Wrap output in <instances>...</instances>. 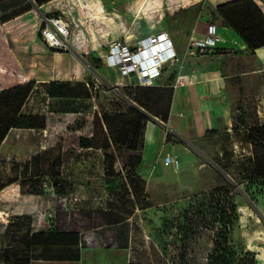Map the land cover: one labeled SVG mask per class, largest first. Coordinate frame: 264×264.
Returning a JSON list of instances; mask_svg holds the SVG:
<instances>
[{
	"label": "rangeland",
	"instance_id": "rangeland-1",
	"mask_svg": "<svg viewBox=\"0 0 264 264\" xmlns=\"http://www.w3.org/2000/svg\"><path fill=\"white\" fill-rule=\"evenodd\" d=\"M30 2L36 6L35 0ZM60 2L36 6L33 11L44 19L46 16L42 13L58 12L54 6H62L59 13L70 23V36L62 50L77 54L90 67V81L84 85L90 97L50 98V91L75 96L83 91L78 89V83L61 87L39 83L23 113L45 115L46 129H14L2 143L0 185L23 178L32 156L45 151L41 158L45 194L8 199L20 197L19 182L1 190L0 264L25 262V259L5 261L6 253L28 249L26 234L30 221L17 220L12 215L16 205L42 207L41 216L49 229L84 230L102 222L127 221L134 231L133 264H208L214 240H222L225 233L224 223L209 212L212 194L222 201L236 203L237 219L231 229L226 228L227 233L235 247L245 248L250 252V259L256 258V252L247 248L246 241L251 239L256 221L264 232V181L254 183L246 177L252 173L251 167L258 158H264V138L247 140L252 136V129L264 126V73L235 83L232 125L201 138H184L162 118L169 113V89L175 88L185 67L167 66L156 85L149 86L160 91L144 99L147 107L136 106L147 117L143 144L138 152L122 144L123 136H115L118 140L115 145L110 132L116 129L108 130L105 125L96 141L98 147L80 148L81 136L93 137L95 113L136 116L130 112L126 101L130 88L139 86L122 83L119 71L105 64L101 56L109 44L120 37L135 40L141 33H150L160 26H164L171 37L175 34L182 37L190 32L202 2ZM8 43L18 60L16 49ZM67 66L62 61L56 63L58 70ZM168 153L178 160L177 166L162 163ZM137 156L141 162L134 169ZM256 168L264 171V164ZM54 179L67 182V196L54 192ZM41 252L38 250L35 256L45 255Z\"/></svg>",
	"mask_w": 264,
	"mask_h": 264
},
{
	"label": "crops",
	"instance_id": "crops-1",
	"mask_svg": "<svg viewBox=\"0 0 264 264\" xmlns=\"http://www.w3.org/2000/svg\"><path fill=\"white\" fill-rule=\"evenodd\" d=\"M30 1L4 0L0 2V16L16 11ZM54 1L63 2V0H53L47 5ZM232 1L235 0H194L193 3L202 2V9L190 32L182 37L176 34L172 37L180 55L177 65L185 67L180 74L185 76V80L181 85L174 86L168 126L184 138H201L207 136L210 130L219 131L232 125L235 83L264 73V45L254 50L250 49L238 29L230 25L217 10L218 6ZM253 1L256 4V10L243 14L240 21L236 22L239 27L247 25L258 28L263 25L264 0ZM54 7L55 10L62 11V6ZM31 23H36L39 27L40 21L36 18L34 11L3 25L6 37L15 47L16 55L25 69L28 80L35 81L36 87L39 83L52 82L86 85L90 81L92 71L77 54L65 49L52 51L35 37L30 40L20 37L21 39L16 41L17 37L24 36L26 24ZM210 24H215L217 27V34L220 37L217 46L210 54L195 57L188 55L187 47L182 44H188L193 37H203ZM160 30H165V27L160 26L159 29L150 33ZM34 41L37 44H32ZM188 59L191 61H187ZM61 61L68 66L58 70L56 63ZM91 83L94 84L93 81ZM50 98L67 99L68 97ZM162 163L164 164V158ZM18 191L19 198L8 199L21 200L26 197L27 194L21 192L20 185ZM41 210L42 207L16 205L12 215H30L32 232H47L50 229L41 216ZM127 223V221L116 224L102 222L100 225L79 230L77 245L59 246L55 249L61 255L59 258L63 259H42V257L39 259L43 264H133L134 231ZM262 230L263 226L256 221L252 237L246 241L247 248L254 249L256 252L257 264H264V232Z\"/></svg>",
	"mask_w": 264,
	"mask_h": 264
},
{
	"label": "trees",
	"instance_id": "trees-1",
	"mask_svg": "<svg viewBox=\"0 0 264 264\" xmlns=\"http://www.w3.org/2000/svg\"><path fill=\"white\" fill-rule=\"evenodd\" d=\"M4 0H0L2 2ZM53 0H35L36 6L39 8L45 6ZM58 3V2H57ZM61 3V2H60ZM31 2L27 3L20 9L13 11L9 14H3L0 16V147L9 133L14 129H42L45 130L47 126V117L45 115L36 114H26L23 113V108L26 105L29 97L34 91L36 86L35 81H30L26 78L25 72L20 66L18 60L10 49L9 41L7 40L6 34L4 32L3 25L9 21H12L26 13L35 10L37 7ZM218 12L225 18V20L232 26L236 27L240 32V35L248 43L250 49L254 50L257 47L264 45V23L261 27L255 28L251 26L244 25L239 27L236 22L240 21L243 14L249 13L252 10H256V4L253 0H235L224 5L217 7ZM58 12H47L43 13L46 17L51 16H62ZM35 13V12H34ZM50 13V14H49ZM36 15V13H35ZM36 18L40 21L39 27L36 23L26 24L24 27V36L17 37L16 41L19 39H34L38 38L45 46H47L52 51H62V49L50 48L43 38L42 29L45 26V21L43 18ZM21 37V38H20ZM32 44H37L35 41ZM15 48V47H14ZM173 78V77H171ZM54 86H73L71 83H59L52 82ZM79 84V83H78ZM78 89L83 91L82 94L75 96L74 94L58 93L50 91L51 97H90V93L87 91L83 84L77 86ZM86 90H84V89ZM154 91H160L159 88L149 87V86H139L138 88H130L128 93L129 104L128 109L130 112L136 116H124V114H109L107 112L103 113L101 116L95 113L93 120V137H83L79 138V147L84 149L98 147L96 141L98 136L103 132L104 125L109 130L114 128L116 130H111L110 135L114 137L113 143L118 145V140L115 136H123L125 139L122 144L134 152H138L143 144L145 122L147 120L146 115L137 109L136 106L147 107L145 98H148L150 93ZM170 92V108L174 89H169ZM169 113L163 120H168ZM217 130H210L209 134L216 133ZM252 136H249L248 142L255 141L256 138H264V126H259L252 129ZM255 137V139H254ZM45 151L38 152L32 156L29 163L26 165V175L19 179L15 178L10 180L7 184L0 185V192L3 188L11 185L13 183H18L23 194H31L33 197H38L39 195L45 194V187L43 182V166L42 156ZM47 161V160H46ZM49 161V160H48ZM141 162L139 156L133 164L134 169ZM264 164V158L257 160L253 164L252 173L249 174L246 179L249 181L257 182V180L264 181V171H258L256 166H261ZM52 188L57 195H68L69 190L67 188V182L61 183L59 180H52ZM209 207L210 213L220 219L224 223L223 229L225 233H222V240H214V249L208 256V264H257L256 258H249L250 252L245 248L239 246H234L235 243L230 239L227 229L234 226V221L237 219V205L234 202H229L228 200H223L216 197L214 194L210 197ZM17 220H29L30 227L26 234V245L25 251L16 250L13 253H6L5 261H10V259H25L24 264H43L39 257L35 256L38 250H42V259H63L59 258L61 255L57 253L56 248L59 246H73L77 245L79 242V230H59L51 228L49 231L45 232H32V217L30 215H14ZM123 222L122 220L108 221L107 224H116ZM235 248H232V246ZM55 250V251H54ZM26 255L24 256V254ZM238 253V254H237Z\"/></svg>",
	"mask_w": 264,
	"mask_h": 264
},
{
	"label": "built area",
	"instance_id": "built-area-1",
	"mask_svg": "<svg viewBox=\"0 0 264 264\" xmlns=\"http://www.w3.org/2000/svg\"><path fill=\"white\" fill-rule=\"evenodd\" d=\"M43 38L50 48L62 49L70 36V23L63 16L44 17ZM220 41L215 24H210L203 37H193L188 43L187 54L206 55ZM108 67L116 68L122 83L131 86H154L167 66L176 65L180 55L167 30L141 33L135 40L117 38L101 56ZM134 79V81H133ZM184 75H179L174 86L181 85ZM171 154L164 156V164L178 165Z\"/></svg>",
	"mask_w": 264,
	"mask_h": 264
}]
</instances>
